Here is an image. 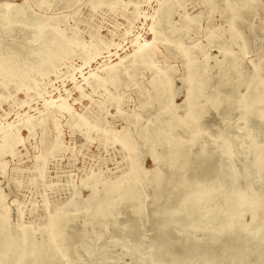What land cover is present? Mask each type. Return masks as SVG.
<instances>
[{
    "label": "rangeland",
    "instance_id": "obj_1",
    "mask_svg": "<svg viewBox=\"0 0 264 264\" xmlns=\"http://www.w3.org/2000/svg\"><path fill=\"white\" fill-rule=\"evenodd\" d=\"M94 1L0 0V5L26 3L8 27L0 25V57H13L23 67L33 59L28 52L37 48L41 61L29 72L16 71L10 61L0 65V145L6 143L0 152V214L1 207L8 214L0 246L10 242L14 253L20 227L30 226L37 233L49 216L59 212L72 219L62 227L69 246L56 255L55 246H50L48 264H264V240L259 236L264 230L258 236L226 234L229 238L202 229L188 234L183 224L197 211L188 219L181 217L178 231L172 226L167 231L159 228L163 215L152 221L151 214L176 209L182 186L171 194L166 182L152 204L154 190L146 185L138 189L144 192L141 201L136 195L94 219L90 215L98 202L117 200L105 195L103 185L124 187L121 178L132 164L149 172L156 167L146 143L151 137L139 135L146 126L166 131L184 117L187 60L194 62L191 72L204 69L198 103L204 111L196 128L176 127L165 132V142H183L177 152L187 153L180 160L188 163L184 174L191 178L198 171L195 176L201 181L206 173L205 181L215 186L221 162L207 158L224 145L231 159L222 165L236 172L235 186L243 188L246 175L252 192L261 191L264 202V163L259 173L249 169L246 174L243 169L249 167L253 147L264 157V119L259 109L244 115L238 106L242 95L247 104L246 88L252 79L258 75L264 80V0H101L98 7ZM165 4L172 5V11L160 20L156 11ZM234 12L238 39L231 41ZM34 29L37 39L30 44ZM112 68L114 80L109 76ZM155 76L156 88L151 84ZM166 89L175 96L162 114ZM192 134L195 140L190 143ZM156 152L162 153V147ZM171 158L172 154L165 156L160 165L167 181L174 166L168 169L165 162ZM94 177L98 193L91 200L82 182ZM129 181H137V176ZM213 202L203 207L214 206ZM137 204L142 207L140 218L133 214ZM242 221L250 222L247 213ZM24 260L21 256L17 264H36Z\"/></svg>",
    "mask_w": 264,
    "mask_h": 264
},
{
    "label": "bare ground",
    "instance_id": "obj_2",
    "mask_svg": "<svg viewBox=\"0 0 264 264\" xmlns=\"http://www.w3.org/2000/svg\"><path fill=\"white\" fill-rule=\"evenodd\" d=\"M94 4H95L94 7H98L99 5H101V0H95ZM25 5H26L25 2L21 3V5H11L10 3L1 4L0 5V25L8 27L10 22L14 18V16L18 15L20 13V10L23 9ZM230 9L234 10V8H232V7H230ZM171 11H172V5L165 4V5H162L159 7V9L156 11V16L161 20V19L167 18L168 15L171 13ZM236 16H237V13L234 12L232 15V18L229 22V29L231 32V36H230L231 41H235L238 39L237 34L233 31V25H234V20L236 19ZM157 26L158 25H155L152 28L157 30V28H158ZM37 34H38V30L34 29L33 36L30 40V44H33L36 42ZM25 52H26V50H25ZM244 52H245V46L243 45L241 47V53L244 54ZM8 53L9 52L7 51V54ZM28 53H29V55L33 56V59L31 60L30 63L26 62V64L23 67H20L16 63L17 61L14 62L13 57L12 58L11 57L10 58L0 57V65L6 61H10L12 65L15 64L14 67H15L16 71H22L23 69H26V71H28V72L31 70H37L40 63H41V61L38 57V49L36 48V49L30 50ZM4 54H6V53H4ZM12 54H14V53H12ZM224 54L227 55V53H225V52H224ZM142 55L143 54H140V56H142ZM181 55L186 57V51H181ZM231 60H233V59H231ZM235 60H236V57H235ZM193 63L194 62H191L188 60L186 62L187 72H186V77L183 80V84L186 87V95H185V99L182 103L183 106L185 107L184 117L182 119L175 121L173 125L169 124L168 130H166V131H161L160 129L151 128V127L146 126L144 128V130L139 135L144 139H147L146 138L147 135H149L151 137L149 139L150 141L147 142L148 141L147 140L146 143H148V145L150 146L149 147V156L151 157V160L153 161V163L155 164L156 167L149 172V171L143 169L142 166H140L141 164L140 165L132 164V168H131L130 172L128 174L122 176V178H121V182L126 183L124 187H122V186H111V185H106V184L103 185V192L105 193V195H109L112 198L117 196L116 197L117 200L109 201V199H108V202H106V203H103V202L99 203L98 202L97 204H95V202H94V204H95V206L93 205L94 210L90 213L92 219L96 218L100 212L108 209L109 207L112 208L116 205H119L122 202L135 197L136 195L139 196V201H141L144 197V192H142V190H141L139 193L138 189L143 188V186H146V185H150L151 188H153V190H154L153 195H152L153 196L152 197V204H154L158 201L156 198L157 197L156 193L158 192V189H161L163 187V185L166 184V182H167L168 186L170 187L169 193L173 194L174 189H177L178 186H180L178 188H181V186L183 187L182 188L183 192H182V195L180 196L181 199L179 198L180 200H178L179 204L177 205L178 207L176 209H173V210L170 209L168 211H164V212L162 211L160 213H157L155 211L151 214V220L152 221L157 217V214L163 215L162 221H161V224L159 227L163 231L165 229L167 231V228L171 227V226H172V229L174 228L178 231L177 228L180 225V221H182L181 217H183L184 219L186 217L189 218V215L192 211H195V212L197 211V213H195V215L197 214L196 217L194 219L192 217V219L186 220V221H188L187 224H183V225H187L185 230L183 228H180V230L183 229V231H185L186 233H188L190 231H194V233H195V230H198V229L201 230L202 229L201 231L207 230L208 231L207 233H209L208 235H211V236H218L220 234L221 235L225 234V236L227 237L226 234L232 235V233L258 236V233H260L262 230H264V202L262 199L263 195H262L261 191H260L261 194L260 193L257 194L255 192H252L253 191L252 186L247 182L246 175L244 176L245 186H243V188H238V186L237 187L235 186V183L237 181L236 172L232 169V167L227 166L228 164L226 165V167L222 165L226 159H228L227 161H229L231 159L230 151L228 148H226L224 145L221 144V146L218 147V150L217 151L215 150L216 152H209L210 156L208 158L206 156L207 154H205V157L207 159L214 157V158H217V161L221 162V164L219 165L220 166L219 168H217L218 166H216V168H217V170H219L218 172H220V174L219 175L217 174V177L215 175L216 178L214 177L215 180L219 182V184L215 186L214 184L212 185V184H209L210 182L207 183L208 181H205L206 180V173H204V175H205L204 179L203 180L200 179L201 181L197 180V178H200V177L195 176L198 173V171H197V173H194L191 178H189L190 176L188 177V175L186 176V174H184V172L186 170V166L188 163L186 161V164L185 163L181 164L182 162L180 160L182 158V161H183V157H186L187 153H186L185 149L181 154H179L177 152L179 150L178 148L183 144V142L178 141L174 145H172L168 142H165V139H164L165 132H172L176 127L187 128V129L188 128H192V129L196 128L197 121L199 119V115H200V113H202L204 111L203 107H201V108L198 107V103H199V99L202 97L201 83H202V80H204L203 76H204L205 72H204V69H202V67L196 68L194 70V72H191L193 69ZM148 67H149V65H148ZM256 73L258 74V72H256ZM26 74H27V72H24V75H26ZM114 75H115V69L112 68L110 73H109L111 80H114L113 79ZM151 84L153 87L156 88V76L152 79ZM246 89L248 91V94L247 95L245 94V96L247 97V99H245L247 101V104L245 103L246 104L245 105L244 103H242L244 100V95H242L241 101L238 102L239 108H242L244 110V115L246 113H250L252 109H253L252 111H254L255 109H259L258 110V111H260L259 115L261 118L264 119V80H262L258 75H256L252 79L250 84L247 85ZM166 92L168 94V97L166 99L167 105L165 106L162 114L167 113L168 104L170 102H172V100L175 96L173 91H172L173 93H171V91L169 92L166 89ZM213 101H214V107H217V105H216L217 101L215 99H213ZM254 112H253V114H255ZM255 116H257V114ZM261 121H262V119H261ZM136 122H138L137 119H136ZM194 140H195V135L192 134L191 138H190V143H192ZM129 143L130 142L128 141V143L125 144V147H127V145ZM186 145H188V144H186ZM5 147H6V143L2 142V144L0 145V152H2V150H4ZM161 147H162L163 152L158 154L156 152V149L161 148ZM172 147H173V149H172ZM181 148H183V147H181ZM186 148H188V147H186ZM55 149H57V146L55 147ZM252 150H253L252 160L249 162V167L247 166V167L243 168L244 172L246 174H247V171L249 169H253V170L255 169L257 171V173H259L261 170V166L264 163V161H263L264 157L262 154V150L257 149L255 147H253ZM204 152L206 153L205 148L202 147L201 148V155H203ZM171 154H172V158L169 159V162L166 161L167 163L165 162V165H166V168H168V169L170 167L174 166L173 167L174 169L170 168V173L167 172V173H169V175L167 176L169 180L167 181V180H164V178H163L164 175L161 172L162 169H160V165H161V162L163 161V159H165V156L170 157ZM179 161H180V163H179L180 165L178 164ZM162 164H164V163H162ZM223 167H225V168H223ZM171 169H173V171ZM167 171H169V170H167ZM199 171H201V170H199ZM218 172L215 171V174ZM161 173L163 176L161 175ZM132 175L137 176V181H135V182L129 181L130 177ZM211 175L213 176L214 173ZM187 177L189 178V180H187ZM203 181L206 182L207 185L209 184V186L206 187L204 185L205 183ZM96 182H97V179H95V177L93 179H86L82 182L83 186L90 190V199L91 200H95V197L98 193L97 189H96ZM202 184H203V186H202ZM86 188H84V189H86ZM165 189H167L166 186H165ZM215 199H217L216 203L213 202V201H216ZM137 200L138 199H136V201ZM211 201L215 204L214 206L210 205L209 207L208 206L203 207L204 204L210 203ZM1 209H2V212L0 214V232L2 230L7 229L6 227L3 226V224L8 219V214H7L6 210H4L3 207H1ZM141 211H142V207L139 204H137L133 208L134 213L133 212L132 213L138 217L141 215V213H142ZM246 213L250 217V222L247 224L244 222V224H245L244 225L242 220H243L244 214H246ZM259 213L261 214V218H260L261 220H259V218H258V220H259L258 221L257 220V214H259ZM191 214H193V213H191ZM191 216H194V215H191ZM140 217H138V218H140ZM188 218H186V219H188ZM71 221H72V219H71V217H69L68 214L55 212L53 215L48 217L47 225L41 229H38L37 233L31 232L30 226L20 227L21 235L19 237H17V239L16 238L14 239V253L12 251H10V247H11L12 243L8 242V244H2L0 246V264H5L6 262H9L10 264H13V263L17 264L21 256L24 257V259H25L24 261L27 263H33L34 261H36V264H48L47 263L48 262L47 257L50 253L48 251L50 246H55V252H54L55 255L58 254V252H60V253L62 252V254H63V250L65 251L66 249H68L69 243L65 240L66 235L64 234L62 227H63V225L64 226L68 225ZM186 221L185 222L183 221V223H186ZM210 224L211 225L213 224L212 225V226H214L213 230L212 229L208 230V227ZM177 225H178V227L176 228ZM180 227H181V225H180ZM161 229H159V230H161ZM200 230H198V231H200ZM44 232H46L45 236H44ZM262 234L259 236L262 238V240H264V235L262 237ZM184 235H186V234H184ZM221 237H223V236H221ZM227 238H229V237H227ZM243 238H244V236H243ZM177 239H179V238H177ZM217 239L218 238L216 237V240ZM240 239H242V238H240ZM20 243L25 244L24 249H21ZM211 243H212V241H211ZM72 264H78V262H74ZM159 264H160V262H159Z\"/></svg>",
    "mask_w": 264,
    "mask_h": 264
}]
</instances>
